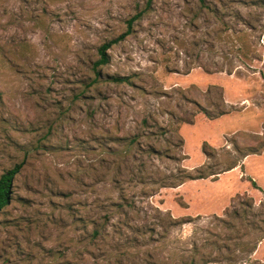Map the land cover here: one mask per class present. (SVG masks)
Returning <instances> with one entry per match:
<instances>
[{"label": "rangeland", "instance_id": "1", "mask_svg": "<svg viewBox=\"0 0 264 264\" xmlns=\"http://www.w3.org/2000/svg\"><path fill=\"white\" fill-rule=\"evenodd\" d=\"M145 2L0 0V264H264V0Z\"/></svg>", "mask_w": 264, "mask_h": 264}, {"label": "trees", "instance_id": "2", "mask_svg": "<svg viewBox=\"0 0 264 264\" xmlns=\"http://www.w3.org/2000/svg\"><path fill=\"white\" fill-rule=\"evenodd\" d=\"M152 1L153 0H146L145 6L143 8L144 11H147L149 9ZM198 1L203 3V0H198ZM142 13L143 12H139L135 16H133L131 19L126 21V30L124 33L120 34L115 39L110 40L109 42L99 46V48L97 49L98 58L93 63V65L91 67L92 72L95 75V77L98 76L99 67L107 64V58L105 55V50L108 47H110V45L115 44L118 41L123 40L129 34L132 22L134 20H136L139 16H141ZM110 80L113 82H117L119 79L118 78H110ZM17 171H18L17 167H14L13 169L7 170L6 172H4L3 174L0 175V211L7 206L8 202L10 200V196L8 195V191L10 189L11 182L14 179V176L16 175ZM95 239H97V231L95 228H93L92 240H95Z\"/></svg>", "mask_w": 264, "mask_h": 264}]
</instances>
